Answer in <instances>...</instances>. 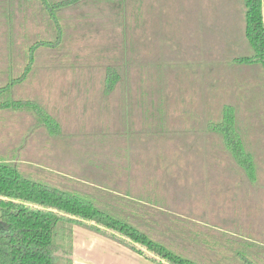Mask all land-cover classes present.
<instances>
[{
	"label": "rangeland",
	"instance_id": "1",
	"mask_svg": "<svg viewBox=\"0 0 264 264\" xmlns=\"http://www.w3.org/2000/svg\"><path fill=\"white\" fill-rule=\"evenodd\" d=\"M243 13L242 0H84L57 12L53 44L40 0H0V84L19 75L32 43L48 41L7 99L37 102L60 129L50 135L35 113L0 110V159L34 180L111 190L128 166L133 180L171 193L164 210L188 226L177 235L184 241L153 238L204 264H242L228 248L217 255L186 237L205 230L213 245L250 241L264 258V71L235 62L252 53ZM107 67L118 74L109 93ZM226 104L254 182L208 128Z\"/></svg>",
	"mask_w": 264,
	"mask_h": 264
},
{
	"label": "trees",
	"instance_id": "2",
	"mask_svg": "<svg viewBox=\"0 0 264 264\" xmlns=\"http://www.w3.org/2000/svg\"><path fill=\"white\" fill-rule=\"evenodd\" d=\"M40 1L57 30L52 43H58L61 28L57 12L84 0ZM242 1L244 36L252 53L236 58L235 62L257 65L264 71V0ZM46 46H49L48 41L32 43L19 75L0 84V110L35 113L47 132L57 135L60 130L58 122L37 102L22 98L7 99L11 88L23 82L32 72L35 52ZM117 81L115 69L107 67L104 92L109 93ZM235 122V110L226 104L221 109V119L209 123L208 128L220 135L235 163L254 182L256 164L251 154L245 151ZM63 177L56 181L60 187L34 180L21 174L13 162L0 159V264H72V227L75 224L127 246L154 264H204L153 238L152 235L162 233L168 236L171 232L175 234V240L184 241L180 239L181 235L180 238L177 235L188 228L178 222L182 220L164 210L170 204L167 201L169 193L163 186L144 183L145 190L140 196L143 201H137L123 196L119 185L114 184V190H111ZM204 231L190 230L186 237L191 242L200 241L209 245L217 255L225 254L228 248L229 256L234 251L232 254L242 264H264V258H259V255L254 258L249 250L251 246L256 247L254 243L243 240L239 247L241 250L231 243L217 246L213 245L210 234Z\"/></svg>",
	"mask_w": 264,
	"mask_h": 264
},
{
	"label": "crops",
	"instance_id": "3",
	"mask_svg": "<svg viewBox=\"0 0 264 264\" xmlns=\"http://www.w3.org/2000/svg\"><path fill=\"white\" fill-rule=\"evenodd\" d=\"M124 169L122 176H118L119 180H123L122 184L118 183L120 193L133 200L143 201L140 196L147 181L133 180V175L128 174V166ZM85 183L96 185L90 181ZM71 259L72 264H154L127 246L77 224L72 227Z\"/></svg>",
	"mask_w": 264,
	"mask_h": 264
},
{
	"label": "water",
	"instance_id": "4",
	"mask_svg": "<svg viewBox=\"0 0 264 264\" xmlns=\"http://www.w3.org/2000/svg\"><path fill=\"white\" fill-rule=\"evenodd\" d=\"M89 223L93 224V222H89Z\"/></svg>",
	"mask_w": 264,
	"mask_h": 264
}]
</instances>
